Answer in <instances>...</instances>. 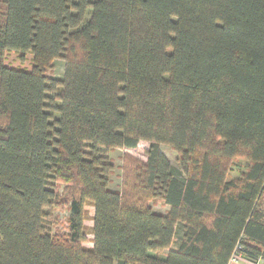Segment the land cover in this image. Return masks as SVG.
<instances>
[{
  "label": "trees",
  "instance_id": "trees-1",
  "mask_svg": "<svg viewBox=\"0 0 264 264\" xmlns=\"http://www.w3.org/2000/svg\"><path fill=\"white\" fill-rule=\"evenodd\" d=\"M263 204L264 0H0V264L264 261Z\"/></svg>",
  "mask_w": 264,
  "mask_h": 264
},
{
  "label": "rangeland",
  "instance_id": "rangeland-1",
  "mask_svg": "<svg viewBox=\"0 0 264 264\" xmlns=\"http://www.w3.org/2000/svg\"><path fill=\"white\" fill-rule=\"evenodd\" d=\"M64 75V61L63 60H55L52 62L51 68L47 71V76L56 80H61ZM149 144L145 142H141L137 145V147L133 150L127 149H116L108 152L107 157L109 158V162L112 165V170L109 175V185L108 188L111 191L119 190L121 184L122 177V167H123V158L128 156V158L137 159L139 161L146 160V151L148 149ZM159 151L161 154L168 160L170 165L174 168H179V159L178 155L167 145H159ZM244 162L241 160H233L232 161V171H230L228 177L235 178L238 176V173L243 169ZM238 166V167H237ZM151 204L152 210L156 212H162L164 210V204L161 200H149ZM166 207V206H165ZM264 207V204H263ZM84 220L83 226L85 229L86 240L83 243L85 248H91V227H92V216H93V208L88 203L84 204ZM50 229L51 232L58 235L66 234V214L62 213L61 215H57V210H51L50 216ZM173 246L172 248H174ZM247 261V260H245Z\"/></svg>",
  "mask_w": 264,
  "mask_h": 264
},
{
  "label": "built area",
  "instance_id": "built-area-1",
  "mask_svg": "<svg viewBox=\"0 0 264 264\" xmlns=\"http://www.w3.org/2000/svg\"><path fill=\"white\" fill-rule=\"evenodd\" d=\"M246 259H244V257L242 256V252H241V246L237 245L227 264H264L263 260H257L254 262H249V261H245Z\"/></svg>",
  "mask_w": 264,
  "mask_h": 264
},
{
  "label": "crops",
  "instance_id": "crops-1",
  "mask_svg": "<svg viewBox=\"0 0 264 264\" xmlns=\"http://www.w3.org/2000/svg\"><path fill=\"white\" fill-rule=\"evenodd\" d=\"M167 210H168V207H165V205H164V210L162 212H160V213L164 214Z\"/></svg>",
  "mask_w": 264,
  "mask_h": 264
}]
</instances>
